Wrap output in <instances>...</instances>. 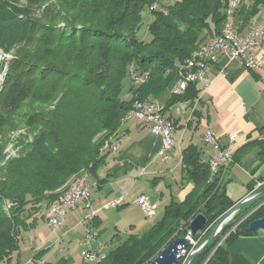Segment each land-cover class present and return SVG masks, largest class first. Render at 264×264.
I'll return each instance as SVG.
<instances>
[{
  "label": "trees",
  "instance_id": "obj_1",
  "mask_svg": "<svg viewBox=\"0 0 264 264\" xmlns=\"http://www.w3.org/2000/svg\"><path fill=\"white\" fill-rule=\"evenodd\" d=\"M155 3L159 0H55L42 16L60 19L63 26L20 18L15 9L0 3V46H25L0 91V126H10L4 118L18 117L20 109H33L24 121L32 141L24 143L15 159L5 164L0 160V264H10L13 253L20 249L22 232L35 225L42 208L46 220L50 205L63 197L76 175L87 170L91 178L98 179L108 161L105 142L119 130L135 100H158L166 113L176 103L193 104L200 96L203 87L199 83L190 84L178 95H172L170 88L177 64L222 33L227 21L225 0H179L163 9H151L152 37L145 41L138 37L143 11ZM262 6L264 0L240 4L235 13L239 32L245 31ZM132 67L147 74V80L132 81ZM127 77L131 81L129 98L123 96ZM77 104L82 107L75 108ZM255 144L264 162V139ZM181 168L184 178L193 184L185 198H173L162 217L143 233L124 237L117 232L112 237L114 246L98 264L152 263L175 238L187 237L188 225L201 212L209 223L193 237L197 244L186 251L209 237L214 223L237 202L221 188L220 172H211L197 144L183 149ZM249 187L251 190L252 184ZM253 205L231 218L190 264H204L225 236L206 264H230L232 241L256 234L249 224L264 215L262 207L239 222ZM45 253L40 250L29 264L64 263L62 259L45 261ZM184 260L182 256L179 264Z\"/></svg>",
  "mask_w": 264,
  "mask_h": 264
},
{
  "label": "crops",
  "instance_id": "obj_2",
  "mask_svg": "<svg viewBox=\"0 0 264 264\" xmlns=\"http://www.w3.org/2000/svg\"><path fill=\"white\" fill-rule=\"evenodd\" d=\"M251 24H264V6L260 13L253 17L249 25ZM248 26L243 33L247 32ZM252 52L260 55L264 62V47L254 48ZM208 76L211 82L206 86L199 83L203 89L195 103L180 102L166 112L174 122V128L183 132L178 144H174L170 151L171 159L166 160L160 153L161 136L155 135L149 125H141V121L133 116L118 130L125 140L122 149L118 153L108 151L107 164L98 172L99 190L114 176L122 181H136L138 177L143 176L142 178H148L154 185L150 196L151 202L156 206L160 199H164L166 206L173 198H185L193 184L184 178L181 168L182 151L191 143H195L202 149L204 161L209 162L216 150L212 146H206L202 140L208 128L216 133L222 147H230L234 153L235 163L220 171L221 188L236 202L264 190V162L255 144L256 141L264 139V63L259 70L251 71L240 59L229 61L221 57L216 64L208 67ZM192 109L196 112L190 116ZM199 124H205L202 131H199ZM198 134L199 138H196ZM231 135H235L233 140L230 139ZM105 167L107 169H104ZM249 184L253 186L251 190ZM235 186L238 188H233ZM100 193L96 202L93 198V206L98 210L93 228L98 232L96 231L92 246L94 250L105 251L109 242L112 244V240L104 241L103 219L99 214L108 202L116 198L123 197V203L120 205L123 207L130 200L125 201L127 192L111 195L102 190ZM138 198L131 197L134 201ZM87 213L88 211L82 208L70 210L62 227L57 230V242L63 240L62 245L66 244L63 248V253H66L62 258L63 264L76 261L73 254L77 246L81 247L85 231L80 225L81 218ZM38 222L37 219L30 236L28 231L25 232L24 245L19 252L17 264L32 263L33 256L40 250L47 251L43 259L48 261L50 253L58 248L55 240L53 241V234H46L45 228L38 225ZM73 234H81L76 240L77 246L74 241H68ZM103 246L105 247L101 248ZM229 256L230 264H264V234L256 233L236 238L229 246ZM79 264H84L82 257Z\"/></svg>",
  "mask_w": 264,
  "mask_h": 264
},
{
  "label": "built area",
  "instance_id": "obj_3",
  "mask_svg": "<svg viewBox=\"0 0 264 264\" xmlns=\"http://www.w3.org/2000/svg\"><path fill=\"white\" fill-rule=\"evenodd\" d=\"M245 0H225V11L227 21L231 23V32H223L207 42L198 46L184 62L178 63V72L176 80L170 88L171 94L185 93L190 84L202 83L204 86L211 82L208 76V67L216 64L221 57L229 61L240 59L251 71L259 70L263 66V59L260 55L253 54L254 48L264 47V24L248 26L246 33L239 32V26L235 21V13ZM159 4L155 3L151 9H159ZM163 9V8H162ZM165 10V9H164ZM166 11V10H165ZM129 77L135 83H143L147 80V74H139L135 68H130ZM199 97L196 99L198 100ZM192 109L190 116H192ZM136 117L141 121V125H149L155 135L161 136L162 145L160 153L166 160L171 159V149L174 144L176 128L174 122L165 113V106L162 102L154 99L135 100L131 109L121 120V126L126 124L131 117ZM235 135H231L233 140ZM203 142L206 146H212L216 154L209 159V166L212 173L218 174L222 169L228 168L235 163L234 153L230 147H222L216 133L208 128L203 134ZM123 137L117 131L110 136L103 147L104 151H119L122 145ZM142 210L147 217H152L157 213V206L153 204L149 197L142 194L138 198ZM123 203V197L116 198L108 202L104 207H117ZM87 210L88 213L81 218V225L85 226L86 237L80 243L83 249L84 264L88 262L101 261L106 254L94 250L92 244L97 232L93 228L98 210L93 206V194L89 181V174L84 170L76 175L63 197L52 203L49 207L46 223L57 231L64 223L67 215L72 209ZM191 244L196 245L197 241L188 234ZM184 256L187 251L182 252Z\"/></svg>",
  "mask_w": 264,
  "mask_h": 264
},
{
  "label": "rangeland",
  "instance_id": "obj_4",
  "mask_svg": "<svg viewBox=\"0 0 264 264\" xmlns=\"http://www.w3.org/2000/svg\"><path fill=\"white\" fill-rule=\"evenodd\" d=\"M176 1H179V0H159V3H158L159 7H160L159 9H161L162 7H169V5L175 3ZM32 2H33V0H0V3H6L9 5L10 8L15 9L19 13L20 18L32 19V20H41V21L49 24L50 26H54L57 24H59L60 26L64 25L60 19H53L52 17L44 18L42 16V13L46 10V8L51 7V4L53 2H55V0H42V1L40 0V1L35 2V3H32ZM144 9L145 10L143 11V23H142V26L138 32V37L140 39L148 41L152 37L150 30H149V24L153 20L154 16H153V13H152L150 7H146ZM24 49H25L24 44L23 45L15 44L12 47H9L8 49L0 46V67H1V70H0V91L2 90V88L4 86V82H5V79L7 77V73L12 68V63L16 62V60L20 59L19 52L22 50L24 51ZM130 82L131 81L128 77L124 81L123 96L125 98L130 97V93L127 90L130 86ZM178 103H180V102H178ZM30 104L31 103H28V105H30ZM79 106L82 107V105L77 104V106L75 108H77ZM36 108L39 109V106ZM19 112H20V115L18 117L12 116V117H5L4 118V122H7V121L11 122L10 126L6 125V123L3 126H0V128H2V129H0V148H2V151L0 154V160H2L3 164H5L8 160H10L12 158L15 159V157H18L20 155L21 149L24 147V143L32 141V139H33V135L30 134V133H32L30 127L26 126V124L24 122V121H26V119H28L27 118L28 114L33 113V109L30 107H26V108L20 109ZM72 112H75V111L72 110ZM204 125L205 124H199V131H202L204 129V127H203ZM182 133L183 132L178 130V129L175 131L174 144H178V142L180 141ZM126 137L127 136H125L124 138L126 139ZM196 138H199V134H198V136H196ZM124 141H122V145H121L120 150L123 147ZM119 151H117L116 153H118ZM104 169H107V168L105 167ZM84 171L89 174L91 192L93 194V198L95 199L94 202H96V200H98L97 197L99 194H101L100 192H102V190H103V192L108 191L109 194L111 193V195H115L117 193H124V192L128 193L127 196H125L126 197L125 201H127V200H130V201L128 203H125L124 207L123 206L104 207L101 210L99 217H101L103 219L104 233H102V234L105 235L103 237L104 241L105 240H108V241L112 240V237L117 232H120L124 237L126 234H129V233L141 234L144 231H146L148 228H150L156 222V220H158L162 217V215L164 213V209H165L164 199L158 200L157 213H156V215H154L152 217L145 216L139 201L138 200L134 201L133 199H131V197H134L136 199V198L140 197V195L142 193H144L145 195L150 197V201H151L150 195L152 194V191L154 190V185L152 184V181L149 180L148 178H142L143 177L142 176V177H138L136 181H134V179L131 181H127L124 179L122 181V180H119L118 178H116L114 176L112 179H109L108 182L104 183V185L102 186V190H99L98 181L94 178H91L90 173L87 170H84ZM233 188H238V187L235 186ZM152 201H153V199H152ZM95 204L97 205V203H95ZM258 204H260V202ZM258 204H256V205L254 204L253 207H251V209L245 211L242 214V218L239 220V222L248 218L257 209L264 207V204L261 206H259ZM42 209H41L42 211L38 214V221H39L38 225L45 228L46 234H49V233L53 234L52 235L54 237L53 241L55 240L58 248L56 250H53L52 253H50V256H49L50 260L49 261L58 262L64 256H66L65 255L66 253H63L64 252L63 248L65 247L66 244L62 245L63 240L57 242V238H59V236H58L59 231L58 232L54 231L53 229H51L47 225L46 222H44V219L41 215L45 213V208H42ZM237 218H239V217H237ZM237 218H235L234 221H237L238 220ZM79 224H80V222H79ZM81 226H82V228L85 229V227L83 225H81ZM33 227H31L30 229L27 230L28 236H30V233L32 234ZM60 227H62V225ZM235 227L236 226H234L232 228V230ZM27 231H23L22 235L20 236V249L13 253V258L11 260V264H17L18 263L17 260H18L19 252L22 250V246L24 245V236H25V232H27ZM96 231L98 232V230H96ZM86 234L87 233H86V229H85L84 237H83L84 239L86 237ZM188 234H190V233H188ZM80 235L81 234H73L71 239L68 238V241H70V240L74 241V245L77 246L76 240L78 237L79 238L81 237ZM225 237L223 238V241H224ZM113 246H114V244H111L109 242V245L107 246V248H105V251H102L100 249L99 250L95 249V250L101 251L102 254H106ZM104 247L105 246H103L101 248H104ZM29 254H30V252H29ZM35 255H36V253H35ZM34 256H33V258H34ZM73 256H74V258H76V261L70 262V264H79L80 257H82V259H83L82 247L77 246V249L75 250ZM31 257H32V255H31ZM98 263H99V261L88 262L87 264H98ZM2 264H5V263H2Z\"/></svg>",
  "mask_w": 264,
  "mask_h": 264
},
{
  "label": "water",
  "instance_id": "obj_5",
  "mask_svg": "<svg viewBox=\"0 0 264 264\" xmlns=\"http://www.w3.org/2000/svg\"><path fill=\"white\" fill-rule=\"evenodd\" d=\"M260 202L259 206L264 204V190L248 195L242 200L233 205L227 212H225L213 225L209 237L197 248L192 250L186 255L182 264H190L193 259L203 253L207 246H209L219 232L222 231L224 226L233 218L242 208L250 206L254 203ZM209 223L208 217L204 213H199L188 225V231L192 237L198 235ZM252 232L264 234V215L252 220L249 224ZM189 237L175 238L154 260L149 264H179L183 251H186L191 245ZM222 243V240L217 244L216 248ZM215 248V249H216ZM214 249V250H215ZM214 250L206 259L205 263L209 260Z\"/></svg>",
  "mask_w": 264,
  "mask_h": 264
},
{
  "label": "bare ground",
  "instance_id": "obj_6",
  "mask_svg": "<svg viewBox=\"0 0 264 264\" xmlns=\"http://www.w3.org/2000/svg\"><path fill=\"white\" fill-rule=\"evenodd\" d=\"M223 32H231V23H226Z\"/></svg>",
  "mask_w": 264,
  "mask_h": 264
}]
</instances>
